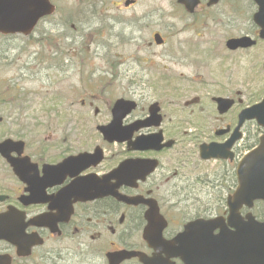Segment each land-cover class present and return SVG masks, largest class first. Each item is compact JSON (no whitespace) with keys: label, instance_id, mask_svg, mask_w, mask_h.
<instances>
[{"label":"flooded vegetation","instance_id":"flooded-vegetation-1","mask_svg":"<svg viewBox=\"0 0 264 264\" xmlns=\"http://www.w3.org/2000/svg\"><path fill=\"white\" fill-rule=\"evenodd\" d=\"M50 2L54 12L41 22L56 29L68 22L77 29L75 19L80 22L100 9L113 12L116 23L127 25L131 35L149 30L152 41L129 44L132 48L123 59V93L118 97L133 100L135 108L121 125L146 119L149 106L157 102L152 124L134 131L131 141L159 131L162 139L145 149H132L127 141L103 140L97 126L108 123L114 100L103 104L106 121L61 123L59 133L51 131L50 124H15L22 126L20 133L14 123L0 124V142L22 141L0 150V214L9 212L10 230L19 242L0 239V264H221L222 240H231L219 236L220 227L211 235L200 230L181 233L188 223L213 217L221 218L227 232L234 231L227 223L229 205L222 196L236 189L237 165L264 133V125L254 117L240 116L264 101V0H199L193 12L178 5L188 26L170 28L168 35L159 32L160 44L153 41L155 30L142 27L139 0ZM196 20L200 26L191 24ZM8 37L0 33V41ZM4 51L0 42V64L7 58ZM159 66L165 69L160 72ZM173 66L190 70L184 76L181 105L174 106L170 94L144 101L138 81L145 75L150 81L156 77L162 82L159 88L166 90L171 76L167 70ZM99 98L90 95L81 100V107L101 115ZM3 125L8 128L1 129ZM39 130L46 131L42 139L35 138L33 131ZM76 131H94L89 137L96 136V142L89 139L78 148ZM169 140L170 145L158 147ZM202 144H215L221 157L201 158ZM96 146L101 149L99 162L79 169L82 163L68 160L93 152ZM2 154L17 160L23 179ZM126 159H137L142 175L132 185L115 187L106 174ZM198 194H213L214 202L186 201ZM121 195L138 198L128 203ZM236 217L243 223L248 217L264 221V202L240 205ZM233 246L237 253V244ZM248 247L246 238L247 254Z\"/></svg>","mask_w":264,"mask_h":264},{"label":"rangeland","instance_id":"rangeland-1","mask_svg":"<svg viewBox=\"0 0 264 264\" xmlns=\"http://www.w3.org/2000/svg\"><path fill=\"white\" fill-rule=\"evenodd\" d=\"M139 1L141 7L137 13L142 16L143 29L162 30L167 34L170 28L188 26L187 18L175 9L173 0ZM151 8L155 9L153 14L149 13ZM113 15V12L99 9L95 13H87L84 18L79 17L80 22L75 19L77 29H71V22L57 29L44 22L29 37L14 35L5 39L4 54L7 58L0 64V113L4 115V123H14L13 128L18 133L22 130V126L15 125L18 123L29 126L50 124V130L59 133V129L64 128V125H59L61 123L106 121L108 116L104 113L103 104L123 93L122 59L132 48L129 44L137 43L142 34L136 32L131 35L127 25H118ZM123 16L128 17L126 14ZM191 24L200 26L198 20ZM130 36L136 40L126 39ZM141 37L144 42L150 40L149 30H145ZM159 68L160 72L165 69ZM168 69L172 75L168 80L173 82L174 88L166 84V91L161 93L145 75L141 82L144 101L156 99L157 94H170L174 106L181 105L182 88L186 83L184 76L190 70L177 66ZM90 95L100 97L101 115L94 116L92 108L81 107V100ZM12 96H15V103L8 102ZM70 100L74 102L72 105L68 104ZM69 106L77 108V111L72 110L71 113ZM6 127L3 125L1 129ZM33 132L35 138L40 139L46 134L45 130ZM76 132L78 148L89 144V139L96 142V136L89 137L94 131Z\"/></svg>","mask_w":264,"mask_h":264},{"label":"water","instance_id":"water-1","mask_svg":"<svg viewBox=\"0 0 264 264\" xmlns=\"http://www.w3.org/2000/svg\"><path fill=\"white\" fill-rule=\"evenodd\" d=\"M183 4L189 7L190 3H194L195 0H179ZM52 10L51 5L48 0H0V30L8 32H24L28 33L36 21L43 15L50 13ZM126 101L123 99L117 100L113 106L112 113L113 119L108 126L99 127L104 138L108 140L117 139L119 141L123 140V130L115 126L116 123L125 115L126 111L132 105H126ZM128 103V102H127ZM261 106L254 107L253 112L250 115L254 117H261L262 110ZM115 126V127H114ZM114 127V128H112ZM128 133V132H127ZM6 144V143H5ZM206 147L202 146V154L206 153ZM211 155H216L213 149ZM80 154L74 159L78 162L84 160L85 158H90L93 155H88V157H83ZM80 163V162H79ZM124 168L123 165H119L111 173V177L117 178ZM239 177L246 180V178L252 182L248 189H239L235 194L233 199L230 201L232 203H252L254 199L264 200V137H261L260 145L254 149L250 154L247 155L239 166ZM213 222L208 221L206 225H210ZM236 228V224H233ZM264 223H259L257 221L253 222L254 233V244L252 248V264H264ZM8 225L5 218H0V238H8ZM234 235V233H232ZM232 235V236H233ZM238 259H247L245 255L238 254ZM250 261V260H249Z\"/></svg>","mask_w":264,"mask_h":264}]
</instances>
